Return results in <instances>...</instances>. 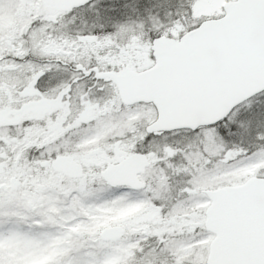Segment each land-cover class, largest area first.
<instances>
[{
  "label": "snow or ice",
  "instance_id": "1",
  "mask_svg": "<svg viewBox=\"0 0 264 264\" xmlns=\"http://www.w3.org/2000/svg\"><path fill=\"white\" fill-rule=\"evenodd\" d=\"M16 3L0 107L57 102L100 164L63 198L0 169V264H264V0Z\"/></svg>",
  "mask_w": 264,
  "mask_h": 264
},
{
  "label": "rangeland",
  "instance_id": "2",
  "mask_svg": "<svg viewBox=\"0 0 264 264\" xmlns=\"http://www.w3.org/2000/svg\"><path fill=\"white\" fill-rule=\"evenodd\" d=\"M9 1L10 0H0V10H2L3 13L0 14V28H5V26H8L9 23L7 25L6 23L10 21V17L12 15L11 12L17 10L16 6H13L12 11L10 10L11 7L9 5L10 3ZM14 1L16 2V0ZM20 99H26V98H24V96H18V97L8 96L7 99L3 100L2 107L6 109L8 108V106H11V104L12 105L17 104L18 101H20ZM40 112H44L43 107H40ZM16 117H17L16 113H14L13 115H10L9 113H4V115L1 116V118L4 119H9V118L15 119ZM0 125L3 126V129L0 130V140H3L4 142L3 144H0V169L13 173V176H15L21 184L27 182L28 185L31 187L32 181L34 179L36 178L43 179L44 177H47L46 187L56 191L57 193H60L61 198H63L67 196L69 190L72 187H74L73 184L74 176L66 175L65 172L58 170L53 163L54 159L52 158L51 153L57 152L59 153L58 156H60L61 154H66L69 157H71L73 160L80 162L82 165L81 173L85 175H87V172H84V169H87L88 172H91L92 171L90 167L91 165L98 166L100 164V160L94 158V154L99 150V148L95 146L96 145L95 140H81L79 142H76L69 138H65L61 141L59 140L58 142H54V143L52 141H46L47 144L44 145L42 144L41 146H39V141H38L39 139H37L35 140L36 141L35 148L39 149L40 152L39 158H36L34 156L33 161L17 162L11 160L13 162H8L7 160L9 154L11 153L10 152L11 149L14 148L15 142L21 139L19 133L22 131V128L19 125L18 118L15 119V126L12 127L11 131H9L8 126H5L4 122L0 121ZM13 130L17 134L15 135L12 134V136H9L8 132H12ZM24 133H25L24 138L26 137L27 139L32 140L31 138H29L31 136H30V131L28 129H25ZM80 133H81V129L77 127V129L74 130L71 133V135L75 137V136H79ZM12 137H16V138H12ZM26 142L27 141H23V144H25ZM60 149H63L62 153H60ZM33 151L35 152L34 148ZM105 158L110 159L106 156ZM7 164H10L9 168L6 166ZM16 169H19V173L15 172ZM23 197H24V192L21 191V193L17 196L16 199V203L20 208L26 207ZM109 219L114 220L116 218L109 217Z\"/></svg>",
  "mask_w": 264,
  "mask_h": 264
},
{
  "label": "flooded vegetation",
  "instance_id": "3",
  "mask_svg": "<svg viewBox=\"0 0 264 264\" xmlns=\"http://www.w3.org/2000/svg\"><path fill=\"white\" fill-rule=\"evenodd\" d=\"M16 11L11 12L12 15L10 17V21L6 23V25L9 23H14L15 22V17H16ZM12 11V10H11ZM7 26H5L6 28ZM23 96V94H21ZM18 105H20V113L15 119H19L20 124H22L24 121H31V123L26 124L22 129H23V136L25 129H28L30 131V136L32 140H27V142L31 143H36L35 140L39 139V146L42 144H47L46 141H52L58 142L59 140H63L66 137H64V132L67 131L69 128H73L74 130L77 129V125L80 122V119L82 117H72V114L63 106L59 105L57 102L52 101V100H47L45 102H41L36 99H20L18 101ZM40 107L44 108V112H40ZM8 112V108L0 107V116L4 115V113ZM13 118V117H12ZM11 120H15L12 119ZM72 118V123L65 126L61 127V124L65 120H69ZM35 123H44L46 126L45 132L41 133V129L38 130L36 129V133H33L32 130L34 129V124ZM37 125V124H36ZM35 125V126H36ZM73 130V131H74ZM44 138H42V137ZM107 146V145H106ZM39 150L38 148L35 149V151ZM61 156H68L66 154H61L58 157ZM69 157V156H68ZM34 158V157H33ZM31 160H34V159ZM71 158V157H70ZM37 160V159H35Z\"/></svg>",
  "mask_w": 264,
  "mask_h": 264
},
{
  "label": "trees",
  "instance_id": "4",
  "mask_svg": "<svg viewBox=\"0 0 264 264\" xmlns=\"http://www.w3.org/2000/svg\"><path fill=\"white\" fill-rule=\"evenodd\" d=\"M16 105H18V103L15 104V105L11 104L10 110L8 111V113H16V115L18 116L19 113H20V111H19L20 105H19V107H17ZM0 121L4 122L6 124V126H8V127H9V125H11L12 127L15 126V120H10V118L9 119H4V118L0 117ZM19 125H21V124L19 123ZM33 127H34V129L32 130L33 133H36V129L37 128H38V130L41 129V133L45 132V130H46V126H45L44 123H39V124L35 123ZM9 131H11L10 128H9ZM8 134H9V136H12L11 132H8ZM12 138H16V137H12ZM24 140H26V139L21 138L20 140H17L15 142L14 148L11 149V151H10L11 153L9 154V157H8V160H7L8 162H13L11 160H14V161H17V162L18 161H20V162L33 161V160L29 159V152H33L34 153L33 148L36 149L35 148L36 145H35V143H31V142H29V143L26 142L25 144H23ZM13 157H14V159H13ZM6 166L9 168L10 164H7ZM15 172L19 173V169H16Z\"/></svg>",
  "mask_w": 264,
  "mask_h": 264
},
{
  "label": "water",
  "instance_id": "5",
  "mask_svg": "<svg viewBox=\"0 0 264 264\" xmlns=\"http://www.w3.org/2000/svg\"><path fill=\"white\" fill-rule=\"evenodd\" d=\"M55 166L71 175H74L76 172H81V164L68 158L67 156L57 159L55 161Z\"/></svg>",
  "mask_w": 264,
  "mask_h": 264
}]
</instances>
